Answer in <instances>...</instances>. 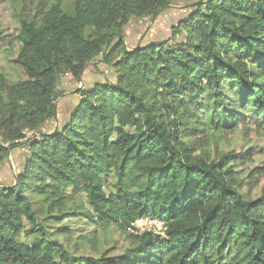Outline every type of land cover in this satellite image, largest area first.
<instances>
[{"label":"trees","instance_id":"1","mask_svg":"<svg viewBox=\"0 0 264 264\" xmlns=\"http://www.w3.org/2000/svg\"><path fill=\"white\" fill-rule=\"evenodd\" d=\"M169 3L73 0L68 11L55 0L40 19L20 18L13 63L24 77L0 73V162L23 140L27 155L0 188V264H264V188L246 197L232 169L255 153L203 152L209 124L232 130L247 113L264 137V0H201L170 39L128 49L129 20ZM99 56L114 82L79 88L61 127L42 132L59 77L80 80ZM247 178L264 181V159ZM76 213L134 246L76 256L38 223ZM141 218L162 221L163 235L128 231Z\"/></svg>","mask_w":264,"mask_h":264},{"label":"rangeland","instance_id":"2","mask_svg":"<svg viewBox=\"0 0 264 264\" xmlns=\"http://www.w3.org/2000/svg\"><path fill=\"white\" fill-rule=\"evenodd\" d=\"M54 1L0 0V73L9 82H16L24 77L20 67L13 63L21 46L15 40L20 28V18L38 20L45 7ZM60 1L65 9L71 10L73 0ZM199 1L201 0H170L168 6L153 18H131L122 31L127 48L170 39L173 26H176L178 20L185 17ZM99 59L100 56L90 63L80 80L65 74L59 77L55 91L56 114L45 123L42 132H50L61 127L78 101L76 92L79 88L91 87L95 82H114V71ZM257 129L259 128L247 113L245 124L236 125L232 130H218L209 124L203 131L207 136L203 151L206 156L216 158L221 152H239L247 149L255 153L253 163L232 166L235 176L242 180L241 191L250 198L256 197L264 188V181L250 187L247 178L248 171L264 159V137L261 135L255 137L254 133ZM31 135V132H27L26 138ZM21 143L19 146L9 148L6 158L0 162V188L15 184L16 176L27 155L25 140ZM195 153L199 154V151ZM38 223L49 239L61 242L69 253L76 256L120 255L131 249L135 243L127 233L114 226L102 229L81 213L67 216L62 220L40 216Z\"/></svg>","mask_w":264,"mask_h":264},{"label":"built area","instance_id":"3","mask_svg":"<svg viewBox=\"0 0 264 264\" xmlns=\"http://www.w3.org/2000/svg\"><path fill=\"white\" fill-rule=\"evenodd\" d=\"M128 231L134 234L151 231L163 235V222L157 219L141 218L132 223V226L128 228Z\"/></svg>","mask_w":264,"mask_h":264}]
</instances>
